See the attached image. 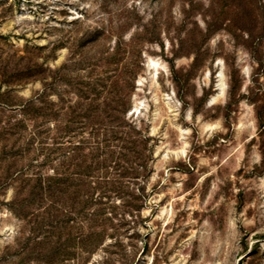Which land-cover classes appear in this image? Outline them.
Listing matches in <instances>:
<instances>
[{
	"label": "rangeland",
	"instance_id": "1",
	"mask_svg": "<svg viewBox=\"0 0 264 264\" xmlns=\"http://www.w3.org/2000/svg\"><path fill=\"white\" fill-rule=\"evenodd\" d=\"M0 257L264 264V0H0Z\"/></svg>",
	"mask_w": 264,
	"mask_h": 264
},
{
	"label": "trees",
	"instance_id": "2",
	"mask_svg": "<svg viewBox=\"0 0 264 264\" xmlns=\"http://www.w3.org/2000/svg\"><path fill=\"white\" fill-rule=\"evenodd\" d=\"M35 100H26L24 101L23 104L20 105L21 110L25 115V117H27L28 119L30 118L31 120L32 117H35V119H37V117H41V116L44 117L48 113L47 110L42 112L43 110L42 106L39 105ZM46 131L48 130L39 129L37 135L38 136L43 135L44 133H46ZM28 153H29L28 149L24 150L22 154H19L20 156L19 159H21V157H24ZM106 162H107V157L101 158L102 166H104ZM21 173L22 170L16 171L14 177H17L18 175H22L24 178L27 177L26 174H21ZM52 176L53 177H50L49 179L45 180V182L41 176H37L36 191L31 195L34 199H37V201H42L44 199L49 200L50 198L54 197L56 194L61 195L59 196V200L65 197V193L67 189V186L65 184L66 178L58 177L61 176L60 174H53ZM29 179L31 180V178ZM26 180H28V178ZM21 181H23V178L21 179ZM23 196H24L23 192L20 191L17 195L16 200L12 203L18 208V211L25 209L30 201L29 199H25ZM3 260H5V258L0 257V262H2Z\"/></svg>",
	"mask_w": 264,
	"mask_h": 264
}]
</instances>
